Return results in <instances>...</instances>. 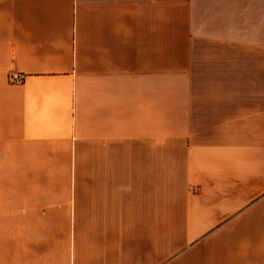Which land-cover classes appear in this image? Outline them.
Here are the masks:
<instances>
[{
  "label": "crops",
  "instance_id": "obj_1",
  "mask_svg": "<svg viewBox=\"0 0 264 264\" xmlns=\"http://www.w3.org/2000/svg\"><path fill=\"white\" fill-rule=\"evenodd\" d=\"M0 264H264V0H0Z\"/></svg>",
  "mask_w": 264,
  "mask_h": 264
},
{
  "label": "rangeland",
  "instance_id": "obj_2",
  "mask_svg": "<svg viewBox=\"0 0 264 264\" xmlns=\"http://www.w3.org/2000/svg\"><path fill=\"white\" fill-rule=\"evenodd\" d=\"M196 6H173V69L177 70V74L173 75V80H211L212 76L216 77V80H244L247 77L248 71H245L243 64V54L240 51L239 55V67L234 69H228L227 61L223 62V67L212 69L209 68H196V33H202V21L196 19ZM214 26V27H213ZM204 33L211 34L212 30L216 35H221L227 38H244L243 22H228V21H216L209 22L206 25L204 22ZM242 46V44H241ZM251 69V75L253 80L260 78V68ZM184 68H187L184 70ZM56 182H44V187L49 188L50 184Z\"/></svg>",
  "mask_w": 264,
  "mask_h": 264
},
{
  "label": "built area",
  "instance_id": "obj_3",
  "mask_svg": "<svg viewBox=\"0 0 264 264\" xmlns=\"http://www.w3.org/2000/svg\"><path fill=\"white\" fill-rule=\"evenodd\" d=\"M25 79V74L12 72L9 74V80L11 83H21Z\"/></svg>",
  "mask_w": 264,
  "mask_h": 264
}]
</instances>
